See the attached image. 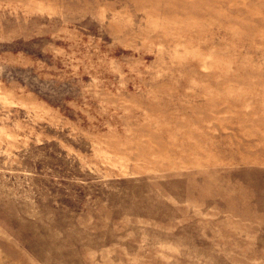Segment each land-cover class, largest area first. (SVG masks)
I'll use <instances>...</instances> for the list:
<instances>
[{"label":"rangeland","instance_id":"374dc122","mask_svg":"<svg viewBox=\"0 0 264 264\" xmlns=\"http://www.w3.org/2000/svg\"><path fill=\"white\" fill-rule=\"evenodd\" d=\"M0 264H264V0H0Z\"/></svg>","mask_w":264,"mask_h":264}]
</instances>
